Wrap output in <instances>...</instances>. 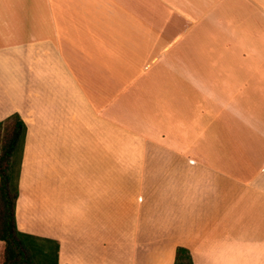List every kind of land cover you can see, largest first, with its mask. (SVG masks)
Segmentation results:
<instances>
[{
  "label": "crops",
  "instance_id": "1",
  "mask_svg": "<svg viewBox=\"0 0 264 264\" xmlns=\"http://www.w3.org/2000/svg\"><path fill=\"white\" fill-rule=\"evenodd\" d=\"M13 114L59 264H264V0H0Z\"/></svg>",
  "mask_w": 264,
  "mask_h": 264
},
{
  "label": "trees",
  "instance_id": "2",
  "mask_svg": "<svg viewBox=\"0 0 264 264\" xmlns=\"http://www.w3.org/2000/svg\"><path fill=\"white\" fill-rule=\"evenodd\" d=\"M26 127L17 114L0 122V241L2 264H59L57 241L18 230L15 206ZM190 252L176 247L172 264H192Z\"/></svg>",
  "mask_w": 264,
  "mask_h": 264
},
{
  "label": "rangeland",
  "instance_id": "3",
  "mask_svg": "<svg viewBox=\"0 0 264 264\" xmlns=\"http://www.w3.org/2000/svg\"><path fill=\"white\" fill-rule=\"evenodd\" d=\"M198 27L200 28V26H198ZM192 30L193 31H191L190 33L187 34L186 39H195V35H197L198 39H200L202 33H196L195 29H192ZM174 259H175V255H174ZM2 263H3V244H2V249L0 250V264H2Z\"/></svg>",
  "mask_w": 264,
  "mask_h": 264
}]
</instances>
